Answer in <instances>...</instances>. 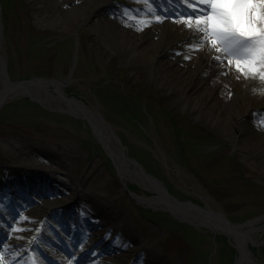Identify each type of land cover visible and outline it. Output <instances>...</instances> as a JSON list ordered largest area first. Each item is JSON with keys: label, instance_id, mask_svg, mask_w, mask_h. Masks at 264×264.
Instances as JSON below:
<instances>
[{"label": "rangeland", "instance_id": "obj_1", "mask_svg": "<svg viewBox=\"0 0 264 264\" xmlns=\"http://www.w3.org/2000/svg\"><path fill=\"white\" fill-rule=\"evenodd\" d=\"M185 12L179 0H0V59L10 83L70 81L63 97L95 111L133 162L129 170L155 180L178 203L220 213L232 226L254 222L258 245L249 249L264 264V140L255 150L246 133L253 128L264 136V81L253 77V92L240 98L246 78L223 54V74H212L201 60L206 36L196 45L178 40L181 28L196 30L180 22ZM157 16L160 22L142 21ZM224 86L230 107L220 104ZM57 96L32 86L0 108V180L12 169L22 174L25 164L49 175L0 186L4 264H28L31 246L35 259L41 252L40 264H144L148 254L158 264H200L202 254V264L233 263L230 247L215 241L228 237L197 219L175 218L161 203L136 202L129 192L156 195L129 170L118 179L90 126ZM93 206L113 218L110 230L96 225ZM145 212L168 214L164 225H187L203 238L186 230L183 243L174 236L178 226L165 231ZM72 219L79 231L90 226L82 242L63 229L64 222L73 227ZM92 238L98 242L89 248Z\"/></svg>", "mask_w": 264, "mask_h": 264}, {"label": "bare ground", "instance_id": "obj_2", "mask_svg": "<svg viewBox=\"0 0 264 264\" xmlns=\"http://www.w3.org/2000/svg\"><path fill=\"white\" fill-rule=\"evenodd\" d=\"M154 4V2H152ZM147 13L150 15V10L147 9ZM153 20H156L155 17H149V18H144L142 20L143 22H152ZM149 25V23H147ZM195 26V25H194ZM193 28V27H192ZM182 35L178 37V40H185V44L189 45H196L199 42L203 40L205 36H201V32L195 30H185L182 29ZM207 39V37H206ZM192 42V44H190ZM208 45V44H206ZM201 47V44H200ZM202 57L201 60L203 61L205 67L209 71H211L212 74H223V67L224 64L219 63L214 59L217 55H213L212 52L209 51L208 46L202 47L200 51ZM206 56V57H205ZM205 60V61H204ZM219 60L222 61V57L219 56ZM159 65H163V67H168L169 63H165V60L161 58V61L159 62ZM253 76L249 75L244 82V85L242 87L237 88L238 90V95L240 98H244L247 100L249 95L253 92L254 88L253 85L251 84V79ZM0 82L3 83V88L0 90V108L4 105V103L13 97L19 96V95H24L27 93L28 89L32 86H38L40 88L48 89L51 88L56 92L57 99L61 101L62 97V102L66 107V111L69 112L73 117L80 119L84 122H86L95 136L96 140L104 150L105 154L109 157V162L111 161L118 173L120 178L123 180L125 174H128V170L131 168L130 162L127 161L125 158L124 152L120 150V148L115 144L113 141L112 135L104 125L99 117L97 116L96 112L90 109H87L84 107L81 103L74 99L70 98H65L63 97L62 94V89L64 87L69 86L70 81H63L61 83H55V82H37V83H19V84H14L10 85L8 84L7 80H4L1 77ZM218 80L215 82V84L212 85L211 90L214 92L215 90L218 89ZM187 86V85H186ZM197 87L198 86H190L188 87V91L190 92H197ZM228 86L221 87L220 90V98H222V103H220L223 106L230 107V105L233 104L232 101L227 100L225 97V89H227ZM200 89V88H199ZM207 90V89H206ZM208 91V90H207ZM263 100H261L260 104H264V96H262ZM239 100V98H238ZM238 100H236V103H238ZM249 137V140L253 144V148L255 150L259 149L262 144V140H264V136L260 133H258L255 129H251L250 133L246 132ZM130 171V170H129ZM19 171L17 169H12L10 170V173L5 176L4 181L0 180V186H6V185H12V187H18L22 186V184H29L28 181H38V182H44L49 180V175L43 173V172H30L29 167L27 164L24 165L23 168V173L19 174ZM132 172V171H130ZM133 177L136 178L137 182L140 185H144V189H142L145 192H152L156 196H154L152 200H147L145 198L137 197V196H132V198L138 202L139 204H150V203H161L164 206V210H167L169 213H171L175 218L177 219H188V220H199L201 224L206 226L209 230H211L213 233H221L222 235L226 236L229 238V244L231 248L235 251L236 253V259L234 264H260L255 260L250 252L249 247L250 246H255L257 247L258 241L253 239V229L252 227L254 226V222L240 225V226H232L228 224L225 219L217 214V213H212L210 211H203V210H198L194 208L193 206L189 204H180L177 203L175 200L170 198L167 193L164 191V189L160 186L159 183H157L155 180H152L148 178L146 175H139L135 173L134 171ZM18 175H21L22 177L19 178ZM13 177V178H11ZM28 180V181H26ZM33 179V180H31ZM26 181V182H25ZM31 186V185H30ZM34 188H30L28 191H33ZM20 194V193H18ZM90 215L96 220V225L103 226L105 227L106 230H110L113 222V218L109 217L106 212L103 209L96 208L93 206V208L90 209ZM27 216V214H24ZM120 219V218H119ZM88 222V221H87ZM82 224L83 222L80 221ZM71 224L73 227H69V224L64 222L63 229L65 231H73L75 235V238L77 241H84L86 238V230H90V226L87 224L84 226L83 231H79L81 228L80 224L75 221L74 219L71 220ZM111 225V226H110ZM4 237L3 234L0 236V241ZM227 239V238H226ZM98 242V238H92L89 240L90 244L88 247L90 248L93 245H96ZM1 243V242H0ZM6 246V245H5ZM4 247L2 251H4ZM68 252V251H67ZM66 252V253H67ZM104 259L100 262H94L92 261L90 264H103L102 262ZM94 262V263H93ZM144 264H158V258L153 256V255H146ZM79 263V260H77V263Z\"/></svg>", "mask_w": 264, "mask_h": 264}, {"label": "snow or ice", "instance_id": "obj_3", "mask_svg": "<svg viewBox=\"0 0 264 264\" xmlns=\"http://www.w3.org/2000/svg\"><path fill=\"white\" fill-rule=\"evenodd\" d=\"M141 2V0H137ZM147 2V0H143ZM186 8L179 20L186 27L195 25L207 44L220 54L235 72L264 81V0H179ZM161 17H156L160 22ZM196 51L199 48L194 49ZM189 57H185L188 59ZM12 231H20L12 228ZM5 256L0 251V264Z\"/></svg>", "mask_w": 264, "mask_h": 264}, {"label": "trees", "instance_id": "obj_4", "mask_svg": "<svg viewBox=\"0 0 264 264\" xmlns=\"http://www.w3.org/2000/svg\"><path fill=\"white\" fill-rule=\"evenodd\" d=\"M121 101L126 105V101H125V99L124 98H122L121 99ZM130 116H133L131 113H130ZM154 215V218L158 221V223L160 224V225H162L163 227H172V226H179L178 224H176V223H172V222H169V224L168 225H164V223L166 222V221H168V220H170L169 218H168V216H166V215H164V214H161V213H157V214H153ZM163 224H162V223ZM182 230L183 229H181V228H178V229H174L173 230V232L175 233L174 234V236L175 235H180L181 233H182Z\"/></svg>", "mask_w": 264, "mask_h": 264}, {"label": "water", "instance_id": "obj_5", "mask_svg": "<svg viewBox=\"0 0 264 264\" xmlns=\"http://www.w3.org/2000/svg\"><path fill=\"white\" fill-rule=\"evenodd\" d=\"M0 75L3 76L4 79H6L5 78V74H4V69H3V66L2 65H0Z\"/></svg>", "mask_w": 264, "mask_h": 264}]
</instances>
